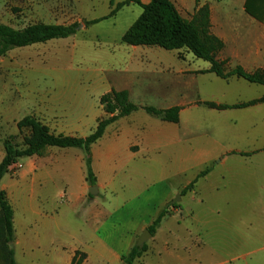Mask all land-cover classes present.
<instances>
[{
  "label": "crops",
  "instance_id": "1",
  "mask_svg": "<svg viewBox=\"0 0 264 264\" xmlns=\"http://www.w3.org/2000/svg\"><path fill=\"white\" fill-rule=\"evenodd\" d=\"M172 1L188 20L208 5L210 31L224 44L216 59L225 73L240 67L264 75V21L247 12V0ZM253 4L264 9L260 0ZM129 46L133 51L122 54L124 68L117 76L90 87H42L33 97L41 105L31 115L56 134L83 138L109 115L102 95L126 90L141 108L109 124L92 144L96 195L89 196L93 185L85 151L76 147H50L42 156L21 158L18 173L1 179L14 210L16 264H73L78 252L82 264H122L146 229L151 232L147 250L134 264L238 259L236 245L227 249L232 258L215 259L220 248L209 247L210 236L227 218L220 205H209L264 199V84L237 74L219 76L208 60L184 48ZM144 106L180 107L179 122L161 120ZM5 153L3 144L0 162ZM176 195L181 200L173 206ZM171 205L152 232L151 225ZM234 264L251 263L245 258Z\"/></svg>",
  "mask_w": 264,
  "mask_h": 264
},
{
  "label": "rangeland",
  "instance_id": "2",
  "mask_svg": "<svg viewBox=\"0 0 264 264\" xmlns=\"http://www.w3.org/2000/svg\"><path fill=\"white\" fill-rule=\"evenodd\" d=\"M125 1L0 0V22L16 28L35 22L66 25L81 23L80 30L67 38L14 48L0 56V150L4 141L11 136L14 144L24 147L29 131L19 129L18 121L33 114L37 106L41 105L35 103L33 97L42 94V87L49 90L60 85L90 87L101 79L121 73L124 68L122 54L133 51L129 44L122 41V35L142 14L143 8L136 3H127L118 8L113 16L88 27L84 21L105 17ZM151 47L166 51L159 46ZM150 96L155 98L156 95ZM160 102L154 104H164ZM22 165L19 159L10 168V173L17 174ZM96 194L89 191V196ZM176 199L180 201L181 196L176 195L173 200ZM100 202L104 200L100 198ZM223 202L209 205L214 208L220 205L227 218L218 224L219 228L210 236L212 243L209 247L220 248L215 259L222 262L232 258L233 255H229L227 249L236 245L238 259L233 264L243 263L245 258L251 264H264V199L257 195L253 203L233 200ZM193 206H197L196 210L200 209L198 205ZM66 217L68 222L74 220L73 215L68 214ZM3 239L0 236V264H3ZM80 254L76 253L77 260H83Z\"/></svg>",
  "mask_w": 264,
  "mask_h": 264
},
{
  "label": "trees",
  "instance_id": "3",
  "mask_svg": "<svg viewBox=\"0 0 264 264\" xmlns=\"http://www.w3.org/2000/svg\"><path fill=\"white\" fill-rule=\"evenodd\" d=\"M198 1V0H197ZM136 3L143 8L142 14L122 35V41L132 46H159L166 50L186 49L195 56L208 60L211 63L210 71L222 77H229L237 74L251 82L264 84V75L260 73L249 74L240 67L225 73L223 64L216 59V53L223 48V42L210 31V10L204 5L196 11L193 18H184L172 0H150L144 4L141 0H127L119 3L112 9L109 15L92 20H85V26L97 23L102 19L113 16L117 9L127 3ZM254 0H247L246 10L257 19L264 21V9L254 7ZM264 3V0H260ZM81 23L54 24L35 22L22 28H16L9 24L0 22V56L6 55L10 50L18 47H26L37 43H45L56 38H67L80 30ZM264 101V97L261 99ZM101 104L109 114L100 119L96 129L87 137H76L65 134H56L51 128L33 115H27L18 121L19 129H27L29 136L26 138L24 147H19L11 140L12 136L4 141L5 156L0 162L1 179L10 172L13 164L19 159L29 156H42L50 147H78L86 152L87 180L91 185L96 183L92 170L91 146L104 134L107 126L118 118L127 116L141 107L131 101L129 92L126 90H112L100 98ZM207 105L216 106L207 102ZM241 106V105H236ZM146 112L168 122H179L180 107L157 108L144 106ZM210 169L199 174L205 175ZM194 182L187 189H191ZM185 189V190H187ZM183 190V193L185 192ZM176 204H174L175 206ZM169 208L163 211L151 225L150 230L155 232L156 227L162 219L169 214ZM14 210L6 191L0 188V236H3L2 258L3 264H16L14 250L11 247L15 239L13 224ZM147 245H135L131 251L122 256V264H134L135 260L143 255ZM73 264H82V259H73Z\"/></svg>",
  "mask_w": 264,
  "mask_h": 264
},
{
  "label": "water",
  "instance_id": "4",
  "mask_svg": "<svg viewBox=\"0 0 264 264\" xmlns=\"http://www.w3.org/2000/svg\"><path fill=\"white\" fill-rule=\"evenodd\" d=\"M89 191H90L91 194L97 193L98 192L97 186L96 185L91 186L90 189H89ZM175 201L176 200H174V202ZM148 236H151V232L148 229H146L145 230V233H143V235L141 236V238L138 241L137 245H139V246L140 245H143V243L147 240Z\"/></svg>",
  "mask_w": 264,
  "mask_h": 264
}]
</instances>
